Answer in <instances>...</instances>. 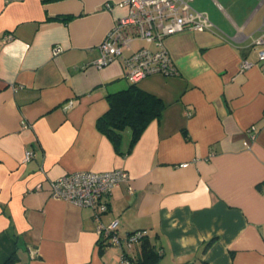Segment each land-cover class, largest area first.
<instances>
[{
    "label": "crops",
    "instance_id": "0c3cea01",
    "mask_svg": "<svg viewBox=\"0 0 264 264\" xmlns=\"http://www.w3.org/2000/svg\"><path fill=\"white\" fill-rule=\"evenodd\" d=\"M123 1L0 0V264H135L144 240L158 264H264V0L193 1L213 27L166 38L178 74L136 83L162 101L160 119L131 148L125 130L118 152L96 125L131 83L119 61L94 62ZM112 170L129 181L98 221L50 198L65 173ZM113 220L118 246L96 232Z\"/></svg>",
    "mask_w": 264,
    "mask_h": 264
},
{
    "label": "built area",
    "instance_id": "2783aa9c",
    "mask_svg": "<svg viewBox=\"0 0 264 264\" xmlns=\"http://www.w3.org/2000/svg\"><path fill=\"white\" fill-rule=\"evenodd\" d=\"M193 1L124 0L123 5L128 10L127 14L114 22L99 44L95 67L104 68L119 61L124 69V78L131 84H136L151 75L176 76L178 72L164 46L166 38L183 31L203 32L213 27L208 16L193 7ZM105 7L110 8V5L106 4ZM259 31L262 36L256 44L264 45V20ZM10 39V35L4 36L5 41ZM59 51V48L54 49V54ZM258 62L264 63V49L258 52ZM252 65L242 61L239 71L248 70ZM71 104L69 102V106ZM248 131L249 136L253 138L255 133L253 127ZM32 154L30 150L25 151L23 163L27 162ZM181 166L186 167L187 164ZM128 181L129 175L124 170L79 171L65 173L51 180L48 191L52 199L92 209L93 217L98 221L108 210L107 199L113 189ZM117 226V220L107 225L98 223L96 230L98 238L108 240L114 246L120 245V238L116 233ZM146 236L145 230L129 233L125 237L126 246L131 247L133 243L141 241ZM127 263L134 264L131 261Z\"/></svg>",
    "mask_w": 264,
    "mask_h": 264
},
{
    "label": "trees",
    "instance_id": "16d2710c",
    "mask_svg": "<svg viewBox=\"0 0 264 264\" xmlns=\"http://www.w3.org/2000/svg\"><path fill=\"white\" fill-rule=\"evenodd\" d=\"M108 111L97 121V129L106 136L114 148L120 152V142L125 130L131 131L129 148L139 139L148 125L159 120L164 109L162 101L139 89L136 84H130L127 88L106 96ZM144 237L143 239H145ZM142 239V240H143ZM208 242L204 250L211 243ZM143 255L135 264H158V255L153 249L150 250L147 240L143 241ZM2 264H13L10 257Z\"/></svg>",
    "mask_w": 264,
    "mask_h": 264
},
{
    "label": "rangeland",
    "instance_id": "374dc122",
    "mask_svg": "<svg viewBox=\"0 0 264 264\" xmlns=\"http://www.w3.org/2000/svg\"><path fill=\"white\" fill-rule=\"evenodd\" d=\"M136 45L138 46V45H139V43H137ZM142 45H144V44H142ZM146 45H147V44H146ZM144 46H145V45H144ZM147 46H148V47H151V46H149V45H147Z\"/></svg>",
    "mask_w": 264,
    "mask_h": 264
}]
</instances>
